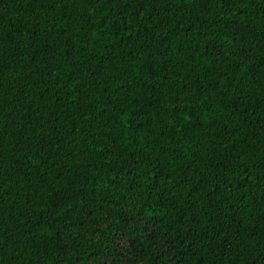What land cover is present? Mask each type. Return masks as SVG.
Segmentation results:
<instances>
[{
    "label": "trees",
    "instance_id": "trees-1",
    "mask_svg": "<svg viewBox=\"0 0 264 264\" xmlns=\"http://www.w3.org/2000/svg\"><path fill=\"white\" fill-rule=\"evenodd\" d=\"M0 264H264V0H0Z\"/></svg>",
    "mask_w": 264,
    "mask_h": 264
}]
</instances>
